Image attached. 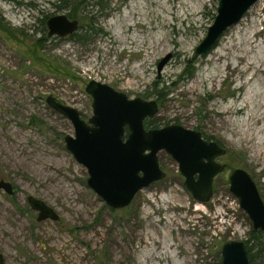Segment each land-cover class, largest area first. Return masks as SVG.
I'll return each instance as SVG.
<instances>
[{
  "label": "rangeland",
  "instance_id": "374dc122",
  "mask_svg": "<svg viewBox=\"0 0 264 264\" xmlns=\"http://www.w3.org/2000/svg\"><path fill=\"white\" fill-rule=\"evenodd\" d=\"M219 1L0 0V180L14 187V195L0 191L3 264H220L224 243L250 238L252 223L228 176L246 170L264 201V73L245 67L264 66V0L214 50L194 58ZM58 15L78 21L76 34L87 39L48 37L47 21ZM127 17L132 26L122 27ZM231 62L239 65L234 73ZM91 81L157 101L159 112L148 120L159 128L181 125L226 150L220 161L228 170L209 203L192 197L164 151L166 178L126 209H111L88 186L87 168L66 148L74 126L47 98L88 122ZM29 196L59 220L38 222Z\"/></svg>",
  "mask_w": 264,
  "mask_h": 264
},
{
  "label": "water",
  "instance_id": "95a60500",
  "mask_svg": "<svg viewBox=\"0 0 264 264\" xmlns=\"http://www.w3.org/2000/svg\"><path fill=\"white\" fill-rule=\"evenodd\" d=\"M259 0H220L213 24L204 40L196 47L194 58L214 50L224 34L237 25ZM48 37L65 38L79 29L78 21L65 15L47 21ZM163 59L159 71L168 62ZM86 93L92 98L93 116L88 122L80 111L49 96L47 103L68 118L75 137H65L66 148L76 161L87 168L88 186L113 210L128 208L142 190L166 178L159 153L164 151L178 164L184 185L200 204L214 196L215 179L228 167L220 161L226 150L214 141L204 139L201 132L181 125L146 128L145 122L159 112L157 101L130 99L107 84L91 81ZM229 192L248 215L253 230L264 233V201L252 176L242 168L230 171ZM14 195L11 183L0 180V191ZM33 210L39 212L38 222L58 221V214L45 202L28 197ZM220 264H250L248 246L244 241H230L220 249ZM4 257L0 253V264Z\"/></svg>",
  "mask_w": 264,
  "mask_h": 264
},
{
  "label": "trees",
  "instance_id": "16d2710c",
  "mask_svg": "<svg viewBox=\"0 0 264 264\" xmlns=\"http://www.w3.org/2000/svg\"><path fill=\"white\" fill-rule=\"evenodd\" d=\"M5 21L0 17V28H4L6 25ZM80 30H84V27H80ZM91 29H86V33L91 31ZM16 33V31H14ZM75 34V35H74ZM72 39L75 37L79 41H85L87 37L83 34L74 33ZM146 128H159L157 122L154 120H146L145 122ZM210 141L208 138H206ZM228 170V169H227ZM248 246L249 251V260L250 264H264V233L257 231L255 232L253 229L250 233V238L245 242Z\"/></svg>",
  "mask_w": 264,
  "mask_h": 264
},
{
  "label": "bare ground",
  "instance_id": "6f19581e",
  "mask_svg": "<svg viewBox=\"0 0 264 264\" xmlns=\"http://www.w3.org/2000/svg\"><path fill=\"white\" fill-rule=\"evenodd\" d=\"M132 22V19L130 18V17H127V19H125V21L122 23V27L123 26H125V25H129V26H132L130 23ZM122 43H124V41H125V39L124 38H122ZM262 42L264 43V37L262 38ZM250 45V44H249ZM237 59H240V58H237ZM251 66H253L254 67V69H252V67ZM229 70H230V72H232V73H234L235 71H237L238 69H239V65H236L235 63H229L227 66H226ZM245 67H246V69H250V70H252L253 71V73H254V75L255 74H263L264 73V66H257V65H255V63H251V62H249V63H247V65L245 64ZM261 84H262V82H261ZM263 85V84H262ZM249 99H253L252 98V95H249V97H248Z\"/></svg>",
  "mask_w": 264,
  "mask_h": 264
},
{
  "label": "flooded vegetation",
  "instance_id": "af4514ba",
  "mask_svg": "<svg viewBox=\"0 0 264 264\" xmlns=\"http://www.w3.org/2000/svg\"><path fill=\"white\" fill-rule=\"evenodd\" d=\"M216 180V179H215ZM214 184H215V182H214Z\"/></svg>",
  "mask_w": 264,
  "mask_h": 264
}]
</instances>
